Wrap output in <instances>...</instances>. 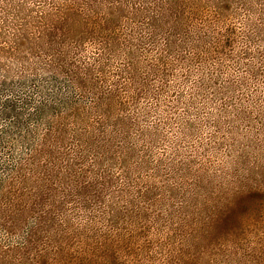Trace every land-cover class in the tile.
<instances>
[{"label":"rangeland","instance_id":"rangeland-1","mask_svg":"<svg viewBox=\"0 0 264 264\" xmlns=\"http://www.w3.org/2000/svg\"><path fill=\"white\" fill-rule=\"evenodd\" d=\"M0 264H264V0H0Z\"/></svg>","mask_w":264,"mask_h":264}]
</instances>
